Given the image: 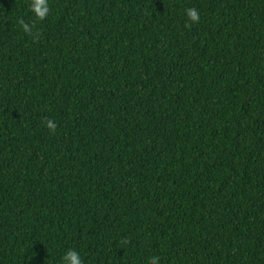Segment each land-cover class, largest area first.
Segmentation results:
<instances>
[{
  "label": "trees",
  "instance_id": "1",
  "mask_svg": "<svg viewBox=\"0 0 264 264\" xmlns=\"http://www.w3.org/2000/svg\"><path fill=\"white\" fill-rule=\"evenodd\" d=\"M29 3L0 0V264H264V0Z\"/></svg>",
  "mask_w": 264,
  "mask_h": 264
},
{
  "label": "clouds",
  "instance_id": "2",
  "mask_svg": "<svg viewBox=\"0 0 264 264\" xmlns=\"http://www.w3.org/2000/svg\"><path fill=\"white\" fill-rule=\"evenodd\" d=\"M28 9L34 16L35 20L43 21L49 14L48 0H30ZM184 11L186 16V26H191V24L200 21L201 17L198 9L186 8ZM18 25L24 33H31L35 27L34 24L25 23L22 19L18 21ZM45 126L51 132H54L56 129V124L51 120L46 121ZM158 259L159 258L156 256L150 257V264H157ZM61 264H82L79 252L74 249L67 250L61 258Z\"/></svg>",
  "mask_w": 264,
  "mask_h": 264
}]
</instances>
